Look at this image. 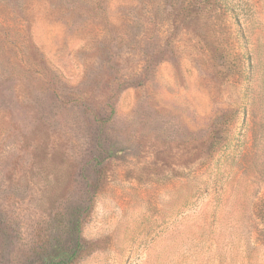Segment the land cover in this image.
<instances>
[{"label":"rangeland","instance_id":"rangeland-1","mask_svg":"<svg viewBox=\"0 0 264 264\" xmlns=\"http://www.w3.org/2000/svg\"><path fill=\"white\" fill-rule=\"evenodd\" d=\"M21 8L0 5V264L68 219L70 264H264V0Z\"/></svg>","mask_w":264,"mask_h":264},{"label":"trees","instance_id":"trees-1","mask_svg":"<svg viewBox=\"0 0 264 264\" xmlns=\"http://www.w3.org/2000/svg\"><path fill=\"white\" fill-rule=\"evenodd\" d=\"M21 1L22 0H0V5L2 8L12 13V17L15 18L16 16L19 17V15L23 11V9L21 8ZM4 35V41L6 42V44H15L14 41L9 40V37L5 33ZM26 39L27 42H31V37L29 36V34ZM2 46L3 45H1V47ZM0 78H4L2 71L0 72ZM79 223L80 222L78 221L76 214H72L71 226L74 230H77ZM64 229H66V234L61 235L58 238L52 239V242L49 244L48 249L41 251L38 254V257L34 261V264H70L79 256L83 249L79 235L72 237V244L69 245V219L65 223Z\"/></svg>","mask_w":264,"mask_h":264}]
</instances>
